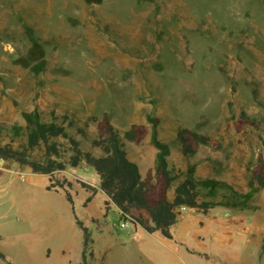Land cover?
<instances>
[{
    "label": "rangeland",
    "instance_id": "1",
    "mask_svg": "<svg viewBox=\"0 0 264 264\" xmlns=\"http://www.w3.org/2000/svg\"><path fill=\"white\" fill-rule=\"evenodd\" d=\"M24 25L34 29V42ZM42 60L46 69L36 75L31 67ZM34 109L81 126L108 113L122 131L133 124L150 129L146 116L152 114L177 170L195 166L197 179L228 185L232 190L219 189L218 200L231 191L246 193L251 170L264 155V0H0V124L24 126L21 113ZM242 111L258 128L238 125ZM180 127L210 136L212 143L198 144L185 132L195 150L185 158ZM86 129L91 136L97 132L93 122ZM70 130L77 136L75 126ZM11 135L5 129L0 141ZM81 140L91 148L90 139ZM127 150L145 177L157 152L150 135L127 143ZM56 178L74 184L75 213L90 234L88 264H264V190L254 210L218 206L205 215L181 208L174 239L167 240L121 219L100 190L84 206L91 194L77 181L99 187L86 165ZM48 184V177L0 161V187L10 189L0 199V235L34 232L47 214L27 216L12 197L31 208L52 203L58 225L43 222L40 234L61 235L60 243L68 242L78 257L84 233L63 192H48ZM135 215L149 219L146 212ZM17 259L26 264L19 253Z\"/></svg>",
    "mask_w": 264,
    "mask_h": 264
},
{
    "label": "trees",
    "instance_id": "2",
    "mask_svg": "<svg viewBox=\"0 0 264 264\" xmlns=\"http://www.w3.org/2000/svg\"><path fill=\"white\" fill-rule=\"evenodd\" d=\"M25 33L31 42L36 40L34 29L24 25ZM46 69V61L42 60L31 67L36 75ZM257 98L256 91L254 92ZM53 114V113H52ZM45 115L39 109L26 112L21 116L24 126L13 125L11 128L0 124V135L5 129L10 130L11 139L7 143L0 141V161L11 162L21 168H28L32 173L49 178L47 191H62L72 208L77 226L84 233V245L90 241L88 228L83 225L75 213V200L72 194L73 182L66 178L58 179L56 174H63L69 168L77 169L82 165L94 170L99 178L96 188L86 182L77 181L83 190L91 195L84 206L93 200V196L102 191L108 198L107 205H114L121 214V219L131 221L147 233L159 234L173 240V228L178 223L181 208L196 210L207 215L212 209L222 206L239 210H254L253 203L264 190V155L260 154L251 170L246 193L231 191L218 200L219 189L232 190L228 185L214 179H197L195 166H190L187 172L177 170L170 161L171 150L159 138L160 121L152 114L146 116L147 124H133L122 131L112 122L108 113L101 117L92 116L83 126L76 124L68 116L62 119L57 115ZM50 118V119H49ZM96 124V134L91 136L87 129L89 123ZM238 125H250L258 128L257 121L242 111L237 121ZM76 128L77 136L70 128ZM185 132L191 134L198 144L210 145V136L190 131L180 127L177 141L185 158L195 155V150L188 142ZM150 135V143L156 149L153 169L145 177L139 166L128 155L127 143L139 144ZM91 141L90 149L82 147V140ZM21 141L18 146L14 143ZM264 148V140L262 141ZM174 190V197L169 193ZM136 211L146 212L149 219L135 215ZM0 258L5 255L0 252ZM82 263L88 264L86 252L83 251Z\"/></svg>",
    "mask_w": 264,
    "mask_h": 264
},
{
    "label": "crops",
    "instance_id": "3",
    "mask_svg": "<svg viewBox=\"0 0 264 264\" xmlns=\"http://www.w3.org/2000/svg\"><path fill=\"white\" fill-rule=\"evenodd\" d=\"M8 194H10V189L8 187H0L1 200L6 199ZM12 199L13 203L17 207H20V210L28 212L26 214L27 216H30L32 213L38 216L44 212H47V214L44 213L45 215H42L44 221L39 220L38 224L34 227V232L12 239L0 235V252L5 255V260L0 258V264H16L18 253L23 257L26 264H82V254L85 246L84 242L79 256L74 257L71 254L69 243H60L59 239H61V235L56 233L46 236L42 233L40 234L39 227L43 222H45L49 228H54L58 225L59 218L57 209L53 206L54 204L50 203V205L47 204L45 207L37 204L39 207L33 206V208H31L30 204L26 205L24 203H19L15 201L13 197ZM11 240L13 244L9 243ZM50 240H53V243H50Z\"/></svg>",
    "mask_w": 264,
    "mask_h": 264
},
{
    "label": "built area",
    "instance_id": "4",
    "mask_svg": "<svg viewBox=\"0 0 264 264\" xmlns=\"http://www.w3.org/2000/svg\"><path fill=\"white\" fill-rule=\"evenodd\" d=\"M130 224H129V222H127V223H122V226L123 227H128Z\"/></svg>",
    "mask_w": 264,
    "mask_h": 264
},
{
    "label": "water",
    "instance_id": "5",
    "mask_svg": "<svg viewBox=\"0 0 264 264\" xmlns=\"http://www.w3.org/2000/svg\"><path fill=\"white\" fill-rule=\"evenodd\" d=\"M234 90V89H233Z\"/></svg>",
    "mask_w": 264,
    "mask_h": 264
}]
</instances>
